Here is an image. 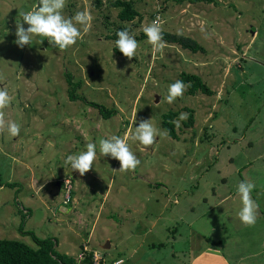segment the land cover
<instances>
[{
	"label": "rangeland",
	"instance_id": "obj_1",
	"mask_svg": "<svg viewBox=\"0 0 264 264\" xmlns=\"http://www.w3.org/2000/svg\"><path fill=\"white\" fill-rule=\"evenodd\" d=\"M113 1L97 8L93 0H67L63 15L88 8L92 21L87 33L77 25L82 37L62 50L43 37L20 48L18 14L37 0H0V87L11 97L3 111L21 126L16 137L0 131V183L12 184L0 187V239L35 247L19 232L23 222V231L55 239L60 253L77 259L96 251L124 264H190L207 240L227 264H264V0H125L139 14L130 23L118 20ZM157 17L163 33L189 37L204 52L167 43L154 54L142 28ZM123 28L140 45L131 60L114 43ZM67 73L85 102L68 99ZM181 73L200 77L212 95L185 90L174 103H160ZM88 102L116 113L103 119ZM185 109L194 122L180 121L178 140L158 136L145 147L129 138L140 160L134 171H113L119 161L100 153V139L123 138L153 117L163 130V114L188 117ZM88 143L97 156L81 176L64 160ZM63 179L71 181L72 201L62 185L58 191ZM245 180L254 183L259 206L252 226L237 216V186Z\"/></svg>",
	"mask_w": 264,
	"mask_h": 264
},
{
	"label": "clouds",
	"instance_id": "obj_2",
	"mask_svg": "<svg viewBox=\"0 0 264 264\" xmlns=\"http://www.w3.org/2000/svg\"><path fill=\"white\" fill-rule=\"evenodd\" d=\"M67 0H37V3L26 12H19L20 20L16 21L15 43L23 48L30 45L34 37L46 38L50 45L59 49H67L74 45L76 41L82 37L83 33H87L92 21V15L88 8L83 11H78L72 17L63 15V10L66 7ZM21 20L23 23H21ZM24 24L28 25L27 28ZM163 21L157 17L150 24L143 26L142 30L147 40L145 43L152 46L153 53L162 52L167 47L166 41L163 39ZM117 39L114 41L116 48L123 54L124 57L131 60L135 57L137 49L140 47L139 42L134 35L130 33L128 28L118 30L116 32ZM44 40V39H43ZM40 41V43L43 42ZM3 77L0 76V79ZM190 85H186L181 80H176L167 86V95L160 103L167 102L168 104L181 97ZM11 97L7 88L0 87V131L16 137L20 134L21 126L11 119L5 118V108L9 106ZM153 118L141 119L138 126L130 127L121 138L117 135H112L109 139L99 140V151L103 156H110L119 161V169L113 171L127 172L135 170L140 160L130 150L128 140L137 141L139 144L148 147L156 142V138H165L168 135L167 130H160L153 125ZM187 114L181 113L177 120L173 121L177 127L180 126V121L186 120ZM133 125L137 124L136 116L132 121ZM129 133L131 134L129 137ZM86 150L78 154L68 155L64 160L66 166H70L72 171H77L81 176L90 171L93 167V162L97 156V145L95 143L86 144ZM59 183V182H58ZM59 185H61L59 183ZM255 185L250 181H241L237 186V194L241 201V208L237 216L245 226H252L257 219L258 204L252 199V191ZM116 264H124L123 260H117Z\"/></svg>",
	"mask_w": 264,
	"mask_h": 264
},
{
	"label": "trees",
	"instance_id": "obj_3",
	"mask_svg": "<svg viewBox=\"0 0 264 264\" xmlns=\"http://www.w3.org/2000/svg\"><path fill=\"white\" fill-rule=\"evenodd\" d=\"M185 1H188L190 4L214 3L213 0H178L177 3H183ZM93 2L97 8L100 6V0H93ZM110 7L118 10L117 18L122 23H130L134 21L135 18L139 17L138 12L134 9L130 1L114 0L110 3ZM163 39L170 45H177L181 49L188 50L192 53L204 52V49L195 40L180 34L163 33ZM179 80L183 81L186 85H190L186 88V94L189 96H194L197 93H201L205 96L212 95V91L209 87L196 75L181 73ZM66 84L68 86V99L70 101L75 102L79 100L85 102L82 97L75 93L80 87V83L74 82L72 76L68 73L66 74ZM87 104L96 109L103 119H109L116 113L114 110L107 109L96 103L88 102ZM185 111L188 113V117L187 123L184 125L186 127H191L194 122L193 111L191 109H185ZM177 118L178 112L174 111H169L161 116V128L167 130V136L173 140H178L176 132L177 126L172 123L177 120ZM3 186L12 187V184L0 183V187ZM24 217L25 215H23V219ZM18 229L22 235L30 236L35 243V247H30L17 240L0 239V264H77V258L60 253L57 250L58 243L55 239H39L33 233L23 231V222L19 225ZM92 252L94 251L88 253L81 252L84 258L80 264H92ZM108 261L106 263H108ZM115 262V260L109 261L108 264H114Z\"/></svg>",
	"mask_w": 264,
	"mask_h": 264
},
{
	"label": "crops",
	"instance_id": "obj_4",
	"mask_svg": "<svg viewBox=\"0 0 264 264\" xmlns=\"http://www.w3.org/2000/svg\"><path fill=\"white\" fill-rule=\"evenodd\" d=\"M58 187V186H57ZM58 191H60V186L58 187ZM73 194V193H72ZM72 196V195H71ZM107 195H105L106 197ZM109 196V195H108ZM107 196V197H108ZM78 200H80L79 198H74L73 199V203L77 204ZM72 201V198L71 200ZM84 201V200H83ZM84 203V202H83ZM113 217V216H111ZM159 219V217H158ZM108 233V231L105 232V234ZM205 245L204 247L197 252V254H195L190 262V264H227L224 259L221 257V253H219L218 251H216V249L213 247V244L207 240H205ZM66 242V241H65ZM109 243V242H108ZM111 247V245H109V248ZM86 250V249H85ZM70 252H64V254L68 255V256H73L74 255H70ZM81 253V252H80ZM78 253L77 256L80 254ZM110 259V258H109ZM121 259V258H120ZM107 260V259H106ZM111 260V259H110ZM122 260V259H121Z\"/></svg>",
	"mask_w": 264,
	"mask_h": 264
},
{
	"label": "built area",
	"instance_id": "obj_5",
	"mask_svg": "<svg viewBox=\"0 0 264 264\" xmlns=\"http://www.w3.org/2000/svg\"><path fill=\"white\" fill-rule=\"evenodd\" d=\"M59 183L65 188V192H66L65 201H70L71 181L69 179H63ZM77 257H78L77 264H80V262L84 258V255L83 253H80ZM105 260H106L105 257L103 258L96 251L92 252V264H106L107 261L105 262ZM114 264H116V262Z\"/></svg>",
	"mask_w": 264,
	"mask_h": 264
},
{
	"label": "water",
	"instance_id": "obj_6",
	"mask_svg": "<svg viewBox=\"0 0 264 264\" xmlns=\"http://www.w3.org/2000/svg\"><path fill=\"white\" fill-rule=\"evenodd\" d=\"M156 101H157V98H156ZM57 186L59 187L60 185H59V183H57ZM109 248V244L108 243H106V246H104V247H102V250H107Z\"/></svg>",
	"mask_w": 264,
	"mask_h": 264
}]
</instances>
